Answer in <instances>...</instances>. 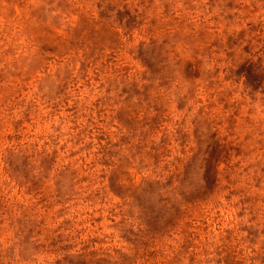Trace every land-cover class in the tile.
Segmentation results:
<instances>
[{"label": "rangeland", "instance_id": "rangeland-1", "mask_svg": "<svg viewBox=\"0 0 264 264\" xmlns=\"http://www.w3.org/2000/svg\"><path fill=\"white\" fill-rule=\"evenodd\" d=\"M0 264H264V0H0Z\"/></svg>", "mask_w": 264, "mask_h": 264}]
</instances>
